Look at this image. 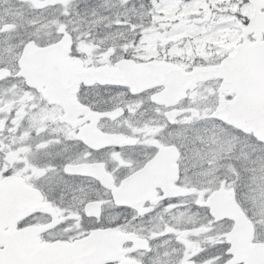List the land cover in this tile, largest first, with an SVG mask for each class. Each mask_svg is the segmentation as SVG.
Segmentation results:
<instances>
[{
  "label": "snow or ice",
  "instance_id": "obj_1",
  "mask_svg": "<svg viewBox=\"0 0 264 264\" xmlns=\"http://www.w3.org/2000/svg\"><path fill=\"white\" fill-rule=\"evenodd\" d=\"M0 264H264V0H0Z\"/></svg>",
  "mask_w": 264,
  "mask_h": 264
}]
</instances>
